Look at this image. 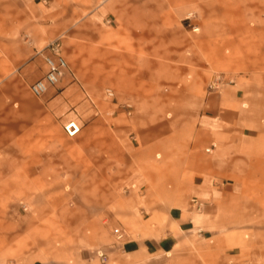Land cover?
I'll list each match as a JSON object with an SVG mask.
<instances>
[{"label": "rangeland", "instance_id": "rangeland-1", "mask_svg": "<svg viewBox=\"0 0 264 264\" xmlns=\"http://www.w3.org/2000/svg\"><path fill=\"white\" fill-rule=\"evenodd\" d=\"M50 1L42 21L56 24L61 79L79 101L56 114L50 89L35 97L0 70V264H264V0ZM213 103L238 112L219 131L253 138L219 154L230 170L205 227L170 252L129 258L111 246L135 235L126 160L71 140L64 123L78 120V136H182L205 157L214 145L200 140L210 134L202 111Z\"/></svg>", "mask_w": 264, "mask_h": 264}, {"label": "crops", "instance_id": "crops-1", "mask_svg": "<svg viewBox=\"0 0 264 264\" xmlns=\"http://www.w3.org/2000/svg\"><path fill=\"white\" fill-rule=\"evenodd\" d=\"M50 4V0H0V70L5 75L21 76L28 89L30 83L45 72L44 49L57 39L56 24L42 21L43 15L52 11ZM21 33L29 35L31 45L20 41ZM61 82L59 86L49 88L45 98L54 113L69 115L79 101V93L73 85L64 83V80ZM129 104L127 113L131 114L133 106ZM233 108L222 109L218 103H213L209 110L202 111L206 119L201 121V126H205L210 134L204 138L200 136V140L205 139L214 145L207 148L212 153L205 157L202 153L188 154L186 138L182 136L153 133H149L150 136H78L81 124L76 120L79 132L68 138L80 142L88 150L97 140L101 153L108 155L112 150H118L115 155L126 160L120 178L127 183L125 188L131 195L130 205L136 209L131 215L134 222L131 229L135 235L120 244L106 242L104 245L112 244L135 260L145 254L170 252L181 241L190 240L196 229L205 227L209 210L206 204L218 198L222 191L216 181L222 180L220 175L230 170L220 167L229 160L219 154L241 146L240 142L244 148L253 138L233 136L231 130L219 131L220 124L232 125L237 120L238 112ZM159 149L163 160L154 158ZM206 161L210 163L207 165ZM84 170L89 171L90 167L84 166ZM192 199L201 200L206 208L201 205L190 210L189 201ZM162 216L166 219L164 224H156L154 220Z\"/></svg>", "mask_w": 264, "mask_h": 264}, {"label": "built area", "instance_id": "built-area-1", "mask_svg": "<svg viewBox=\"0 0 264 264\" xmlns=\"http://www.w3.org/2000/svg\"><path fill=\"white\" fill-rule=\"evenodd\" d=\"M43 61L45 72L29 85V90L35 97H40L49 88L55 87L69 68L68 61L57 39L47 44L43 51ZM106 94L112 96L113 92L111 89H106ZM126 108L129 109L130 105L126 104ZM63 129L66 136L73 137L79 132L80 126L76 120L70 119L64 123ZM113 232L118 239L123 236V232L119 228H114Z\"/></svg>", "mask_w": 264, "mask_h": 264}]
</instances>
